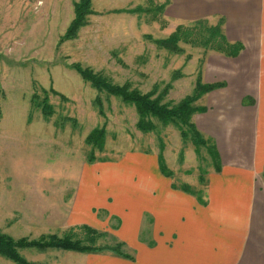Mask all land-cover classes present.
Here are the masks:
<instances>
[{
  "label": "rangeland",
  "instance_id": "obj_1",
  "mask_svg": "<svg viewBox=\"0 0 264 264\" xmlns=\"http://www.w3.org/2000/svg\"><path fill=\"white\" fill-rule=\"evenodd\" d=\"M77 1L0 0V233L15 240L69 234L65 219L70 208L66 198L61 205L55 195L85 191L87 187L94 195L103 194L107 208L122 214L130 224L141 209L135 204L136 194L149 192L141 172L149 171L157 148L171 144L172 153L167 157L172 161L180 160L184 153L174 151V139L179 136L174 125L155 122L154 131H138L134 108L93 89L71 68L73 63L90 68L112 84L129 83L141 93L157 87L159 94L168 87L163 102L174 105L192 93L200 66L211 58V50L199 46L181 43L182 52L173 54L147 38H166L177 25L166 14L154 19L157 10L152 6L166 0H91L94 14L86 17V25L75 39L59 43ZM137 7L147 11L114 12ZM42 90L56 93H48L53 109L48 118L38 106ZM34 94L39 98L32 101ZM103 125V149L94 150L90 162L91 146L85 138ZM199 151L196 161L203 170L209 167L210 159L204 149ZM38 159L42 160L40 166H33ZM259 183L264 198V174ZM142 211L141 226L147 231L150 214L149 210ZM94 212L101 220L106 217L105 211ZM120 225L116 217L109 224ZM255 230L257 236H264V227ZM102 234L98 246L119 242L108 233ZM72 237L83 238V234L75 230ZM128 250L124 245L123 251ZM19 253L33 263L64 255L36 249ZM0 264L13 263L0 257Z\"/></svg>",
  "mask_w": 264,
  "mask_h": 264
},
{
  "label": "crops",
  "instance_id": "obj_2",
  "mask_svg": "<svg viewBox=\"0 0 264 264\" xmlns=\"http://www.w3.org/2000/svg\"><path fill=\"white\" fill-rule=\"evenodd\" d=\"M160 5L162 14L177 25L197 21L219 25L226 42L242 47L234 58L211 51L196 75L203 84L223 85L195 102L204 112L192 117L213 155L180 134L173 143L174 151H184L180 160L167 157L171 144L157 148L149 171L138 169L149 192L136 194L135 204L141 209L130 224L107 208L103 194L94 195L88 187L57 193L56 201L62 205L66 198L70 208L65 219L69 230L86 225L108 233L129 249L125 253L131 258L109 251L47 249L64 255L33 264H264V236L255 230L264 227L259 183L264 174V0H166ZM199 149L210 159L203 170L196 161ZM160 154L168 175L159 169ZM143 209L150 214L147 231L141 226ZM94 210L105 211L104 220ZM114 217L120 226H109Z\"/></svg>",
  "mask_w": 264,
  "mask_h": 264
},
{
  "label": "trees",
  "instance_id": "obj_3",
  "mask_svg": "<svg viewBox=\"0 0 264 264\" xmlns=\"http://www.w3.org/2000/svg\"><path fill=\"white\" fill-rule=\"evenodd\" d=\"M150 6H152L150 4ZM157 10L154 19L157 21L158 14L163 12V6L155 4L152 6ZM146 12L141 8L114 11L115 13H140ZM149 12V10H148ZM91 9V0H78L73 4V18L66 28L64 34L59 39V43L73 40L76 38L78 31L86 25V17L93 15ZM156 47L166 50L173 54L182 52L181 43L190 44L191 46H199L204 49L214 51L226 57H236L242 50L240 44H229L226 42L224 35L221 33L219 25L207 26L204 21L184 25L179 24L175 27L166 38L152 39ZM71 68L80 76V78L88 82L90 86L98 92H104L108 96L117 97L126 105L132 106L138 117L136 128L142 133H149L156 128L155 122L163 126L168 124L174 125L179 131L180 137L183 140H190L196 147H205L210 156L213 155L212 147L205 140L192 121V117L197 112H204L203 108L196 107L195 102L203 95L222 88V84H203L199 78H196L195 86L192 93L178 103L172 105L169 102H163L167 95L168 87L161 93L157 94V87H154L150 92L141 93L132 89L129 83L123 85L112 84L103 76L94 73L90 68L82 67L79 63H73ZM49 92L56 94L54 91ZM48 91L42 90L43 99L38 105L43 117H51L53 109L48 102ZM39 97L34 94L32 101ZM62 100H66L60 96ZM99 114H102V107L99 98L95 99ZM105 126L95 128L89 132L85 142L91 146V153L88 161L94 160V150L101 151L104 146ZM213 158V157H212ZM159 169L163 175H168L161 154L158 156ZM79 230L83 234V238H73L74 231ZM69 234L63 237H58L54 234L40 235L37 239L19 238L17 240L12 237L0 233V257L12 262L13 264H33L26 261L19 253V250L36 249L45 251L47 249H55L62 251H72L77 253H91L109 251L124 258H131L123 251V244L116 243L114 246H98L96 242L103 236L102 233L83 225L70 229Z\"/></svg>",
  "mask_w": 264,
  "mask_h": 264
}]
</instances>
